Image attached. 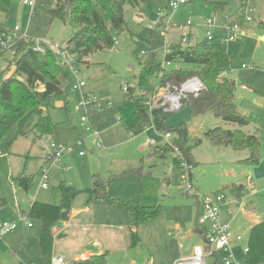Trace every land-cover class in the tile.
<instances>
[{
	"label": "rangeland",
	"instance_id": "1",
	"mask_svg": "<svg viewBox=\"0 0 264 264\" xmlns=\"http://www.w3.org/2000/svg\"><path fill=\"white\" fill-rule=\"evenodd\" d=\"M170 1L148 0L140 7L127 4L124 10L127 28L116 35L115 46L84 57L77 67L78 78L67 70V78L61 81L64 94L51 100L48 111L56 125L54 134L39 136L28 131L11 147L1 146V217L21 224L0 242V264H49L40 243L42 224L32 219L29 211L34 202L60 205L61 184L82 192L72 204L76 217L64 232L68 237L53 231L54 252L64 256L68 264L74 263L79 250L90 251L91 255L106 254L107 264H166L178 253L191 255L195 245L203 244L202 236L193 230L199 218L198 203L195 196L187 193L188 185H184L186 168L178 164L173 152H167L165 158L150 156L154 148L167 144V131H157L151 121L142 134L132 137L120 124L125 87L139 92V78L153 63L156 69L149 79L157 87L146 101L150 111L166 109L159 95L158 77L164 72L191 68L183 62L168 63L166 45L186 49L205 40L211 31L229 54L232 64L229 77L237 84L238 109L253 119L242 130L252 135L255 127H259L264 146V40L260 39L264 29L259 27L264 21V0H247L246 20H252L233 32L236 40L228 43H224L230 35L224 20L237 12L242 0H188L174 11L170 9ZM219 2L227 5L226 10L217 8ZM55 4L56 0H38L31 8L24 0H13L9 15L0 16V27L11 32L4 36L9 47L19 37L67 45L74 31L69 24L52 16ZM208 21L214 24L210 26ZM16 27L20 29L18 32ZM190 33L193 36L189 38ZM184 36L190 39L188 43L182 42ZM13 52L10 48L0 57V83L9 75L5 71L14 59ZM78 79L86 83L82 91L73 88ZM243 83L253 92L242 90ZM83 95L92 100L97 97L98 107L81 106ZM251 100L259 101L260 107L250 110ZM184 124L186 146L191 150L194 164L193 194L214 199L222 196L221 211L231 221L235 236L243 238L236 241L244 254L242 264H264V157L258 166L248 167L238 162L248 152L213 146L205 137L207 131L241 127L218 118L213 112L192 119L189 107L174 112L165 122L173 135L171 142L180 139L175 130ZM148 141L155 144L150 146ZM54 143L62 146L64 153L60 159L48 162L54 153L51 149ZM44 171L48 176L47 188L41 186ZM23 175L32 178L28 193L16 182ZM94 175L110 183L111 198L135 201L143 206L162 205L159 216L137 227V242L133 240L125 207L112 199L88 204L86 191L94 187ZM248 178L254 183L251 190L257 192L247 189L244 196L238 195L240 184L248 188ZM23 220L32 223L33 228L28 229ZM245 249L249 253L245 254Z\"/></svg>",
	"mask_w": 264,
	"mask_h": 264
},
{
	"label": "trees",
	"instance_id": "2",
	"mask_svg": "<svg viewBox=\"0 0 264 264\" xmlns=\"http://www.w3.org/2000/svg\"><path fill=\"white\" fill-rule=\"evenodd\" d=\"M12 1L0 0V16L1 14L9 15ZM146 1L148 0H56L51 14L73 28L74 35L65 48L79 56L77 62L79 65L84 57L95 51L112 49L116 43V35L127 28L124 18L125 6L129 4L140 7ZM247 2L242 0V5L237 12L225 18V26L241 28L245 26L248 20V18L246 20ZM217 8L226 10L227 5L219 2ZM259 25V27L264 26V22H260ZM5 34L10 35L11 32L0 27V36ZM188 36L193 35L190 33ZM12 48L15 51L14 59L5 71L9 75L0 83V148L3 144L11 147L19 136H25L28 131L37 133L39 136L54 134L56 125L48 111L51 100L64 94L61 81L68 76L67 70L60 65L56 52L52 48H49L45 54L34 52L33 43L25 37L17 38ZM171 50L165 59L168 63L183 62L191 68L164 72L158 77V84L165 86L171 83L181 86L190 78L198 77L206 89L198 95H188L183 101V108L189 107L192 119L198 115L213 112L218 118L239 125L241 129L227 130L218 127L209 130L205 133V137L213 146L231 147L235 152H248L249 157L242 163L258 165L261 162L262 137L248 135L242 130L250 124L251 120L238 110L237 84L229 77L232 64L224 44L219 43L216 38L211 41L206 38L186 49L174 46ZM155 69V65L150 63L146 71L141 74L139 92L129 87L126 91L119 121L132 137L142 134L151 121L157 131L171 132L167 129L165 122L172 113L156 109L150 114L146 101L147 96L157 87L152 86L149 79ZM226 73L227 76H225ZM175 131L180 137L177 144L185 152L187 161L193 163L190 157L191 150L186 146V125H181ZM167 152H173L168 144L154 148L150 156L165 158ZM176 161L180 165L178 158ZM16 180L19 188L30 189L31 177L23 175ZM108 184L110 183L105 182L99 175H94V187L86 191L89 195L88 204L98 200L112 199L113 203L125 207L133 240L137 242V232L134 229L143 222L159 216L163 207L162 205L143 206L135 201L111 198L108 193ZM60 192L62 198L60 205L34 202L29 211V216L42 224L40 243L48 263L54 253L53 231L69 220L72 204L82 193L64 184H61ZM105 257L104 255L92 256L75 261L73 264H107Z\"/></svg>",
	"mask_w": 264,
	"mask_h": 264
},
{
	"label": "built area",
	"instance_id": "3",
	"mask_svg": "<svg viewBox=\"0 0 264 264\" xmlns=\"http://www.w3.org/2000/svg\"><path fill=\"white\" fill-rule=\"evenodd\" d=\"M38 0H24V3L31 8H34L37 4ZM188 3V0H171L170 1V9L172 11L180 8L181 5ZM249 21L252 18H248ZM208 24L212 26L214 23L212 21H208ZM158 25H161V20L158 21ZM226 30L229 32V36L225 39L226 42H232L236 40V36L232 35L233 32L239 30L238 26H225ZM154 30L153 27H151ZM20 29L18 27L15 28V32H18ZM166 33H168V28L165 29ZM4 36H2V40L0 42V57L3 56L9 47L8 43L5 41ZM189 37V36H188ZM187 36L182 38V42L188 43L190 39ZM190 38V37H189ZM215 37L212 32H208L207 39L209 41L213 40ZM33 43V51L41 54H45L49 48H52L58 57V62L65 70H69L75 75L77 78L79 73L77 71V55L69 52L65 46L63 47L61 44H56L53 42L43 43L42 41L32 40ZM167 52L170 53L172 50L169 48V45H166ZM15 55V51L13 52ZM243 69H247L246 65H243ZM228 74L226 73L225 76ZM86 87V83L82 80H79L74 84L73 88L78 91H82V89ZM246 88V87H245ZM159 95L161 99L164 100L165 107L164 111L168 113H174L183 108V101L187 98L188 95H198L202 91L206 89L203 82L198 77H193L184 82L181 86H176L171 83H167L165 86H160ZM128 90V87H125V91ZM98 98L95 97L93 100L88 95H83V100L80 102L81 106L93 105V108L96 109L98 107ZM111 103H108L110 106ZM149 105V104H148ZM150 113L152 111L149 110ZM83 121L86 122L87 119L83 118ZM173 135L171 132L166 133V141L167 144L172 147L173 153H175L180 162V166L187 170V177L184 180V185H188L187 193L195 196L199 206V218L198 225L201 228V234L203 235L204 242L201 245H196L193 247L192 255L188 258L179 260L174 264H241V260L238 259L233 251L232 242L233 241H242V236H235L233 233V227L231 221L224 220L222 217V211L220 208V202L223 201L222 196H218L216 199L195 195L193 194V169L194 165L189 163L185 156L183 155V151L177 144V140L171 142ZM148 144L154 145V141H148ZM51 149L54 150L52 157L48 159V162H52L54 159L58 160L62 157L64 153V148L62 146H58L56 143L51 145ZM42 184L43 188L48 187V176L47 171H44L42 174ZM25 221V225L29 228L33 227V224ZM21 221H12V220H4L0 217V242L5 240V237L10 235L19 229ZM183 246L181 245V248ZM245 254L249 253L248 249H245ZM209 259L213 260L212 263H209ZM51 264H68L67 260L64 256H61L57 253H53L51 258Z\"/></svg>",
	"mask_w": 264,
	"mask_h": 264
},
{
	"label": "crops",
	"instance_id": "4",
	"mask_svg": "<svg viewBox=\"0 0 264 264\" xmlns=\"http://www.w3.org/2000/svg\"><path fill=\"white\" fill-rule=\"evenodd\" d=\"M264 22V21H263ZM260 28H262V29H264V26H262V27H260ZM226 39V38H225ZM260 39L261 40H264V35H262L261 37H260ZM224 43H228V42H226L225 40H224ZM246 87V88H245ZM240 88L242 89V90H245V91H248V92H250V93H252L253 92V90L251 89V88H249L246 84H241V86H240ZM259 101H257V100H251V101H249L248 102V107H249V109L250 110H252L253 111V109L254 108H258V107H260V105H259ZM239 110V109H238ZM247 117H249L250 118V120H251V122H250V124H252L253 123V119H252V117L251 116H247ZM249 124V125H250ZM248 125V126H249ZM247 127V126H246ZM245 128V127H244ZM255 129H256V132H255V134H252V135H259L261 132H262V130H260L259 129V127H255ZM246 134H248L245 130H243ZM263 134V133H262ZM248 135H251V133H249ZM175 140H177V139H175ZM150 146H152V145H150ZM263 151H264V146H263V139H262V153H261V160H262V158L264 157V155H263ZM241 153H243V152H241ZM249 157V154H246V156L243 158V159H241L240 161H238L239 163H241V164H244V165H246V166H248V167H255V166H258V165H249V164H247V163H242V161L243 160H246L247 158ZM247 183H248V185H247V187L248 188H246L243 184H240L241 186H240V189H238V195H240V196H244L246 193H245V191H247V189H248V191H249V189L251 190V187L254 185V183H253V181H252V178H248V180H247ZM22 190H24L26 193H28V191L30 190V189H28V190H25V189H23L22 188ZM251 192L252 193H256L257 191H255L254 189L253 190H251ZM1 198H0V204H1ZM88 202V201H87ZM196 202H197V200H196ZM222 203V201L219 203V204H221ZM32 204L33 203H31V207H32ZM150 206H152V205H150ZM243 206L244 207H246V204H243ZM31 207H30V209H31ZM197 207H198V204H197ZM198 215H199V209H198ZM0 217H1V211H0ZM76 217V212L75 211H73V209L71 210V213H70V216H69V220L67 221V222H64V223H62L61 225H59L58 227H56L55 229H54V231L56 232V234L58 235V236H64V237H68V233L66 232L65 234H64V232L67 230V229H69V227L72 225V220H73V218H75ZM222 217H223V219L224 220H226L225 219V217H224V214L222 213ZM2 218V217H1ZM197 221V220H196ZM228 221V220H227ZM25 225V224H24ZM196 225H198V221H197V223H196ZM28 229H30L27 225H25ZM79 227H80V225H78ZM31 228H33V227H31ZM83 228H84V225H83ZM196 229H197V231H198V234H200L201 236H202V238H203V235L201 234V230H200V227L198 226V227H195V229H193L194 231H196ZM135 231H137V229H134ZM64 234V235H63ZM182 245V244H181ZM181 245H180V248H181ZM198 245H201V244H198ZM183 246V245H182ZM196 246V245H195ZM232 246H233V251H234V253H235V255H236V257L238 258V259H240L241 260V264H242V259L243 258H241L242 256H244V254H243V251L241 250V248L239 247V242H236V241H233L232 242ZM184 248V246L181 248V249H183ZM242 254V255H240V253ZM54 253H56V252H54ZM101 255H104V256H107L106 254H96V255H91V252L90 251H77V253H76V256L74 257V259H75V261H81V260H85V259H88V258H90V257H92V256H101ZM192 255V254H191ZM191 255H189V256H182V255H180L179 253L176 255V256H174V257H172L171 259H169V261L166 263V264H174L175 262H177V261H179V260H182V259H185V258H188V257H190ZM80 259V260H79ZM74 261V262H75ZM49 264H51V259H50V263Z\"/></svg>",
	"mask_w": 264,
	"mask_h": 264
}]
</instances>
